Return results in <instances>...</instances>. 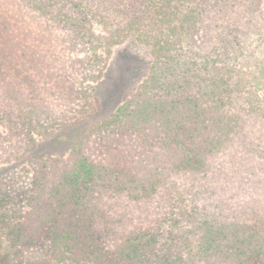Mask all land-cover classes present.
Segmentation results:
<instances>
[{"label":"trees","instance_id":"1","mask_svg":"<svg viewBox=\"0 0 264 264\" xmlns=\"http://www.w3.org/2000/svg\"><path fill=\"white\" fill-rule=\"evenodd\" d=\"M51 33L85 49L78 69L98 79L130 37L153 55L66 159L36 161L34 209L55 258L264 264V0H0V144L24 132L31 150L76 124L53 120L79 93Z\"/></svg>","mask_w":264,"mask_h":264},{"label":"rangeland","instance_id":"2","mask_svg":"<svg viewBox=\"0 0 264 264\" xmlns=\"http://www.w3.org/2000/svg\"><path fill=\"white\" fill-rule=\"evenodd\" d=\"M28 23L37 34L41 26L48 28L47 24ZM56 36L58 34L54 33L48 36L50 45L57 49L58 62H63L67 73L73 75V88L79 94L73 101L69 98L65 100L58 110L52 104L51 112L57 124H76L56 129L50 138L35 135L36 145L31 150L24 141L27 134L24 132L9 133L4 137L6 142L0 144V160L22 155L24 148L29 151L19 160L0 166V264H67L55 258L47 239L52 226L46 217L43 218L46 215H38L34 209L36 204L44 201V198L32 192L36 161L41 155L66 159L93 124H99L115 114L129 99L147 77L153 64L149 46L130 37L112 48L98 79L86 75V70L82 74L78 69L80 61L87 57L85 49H67L66 45L60 47L61 44L58 46L53 42ZM59 49L64 53H60Z\"/></svg>","mask_w":264,"mask_h":264}]
</instances>
